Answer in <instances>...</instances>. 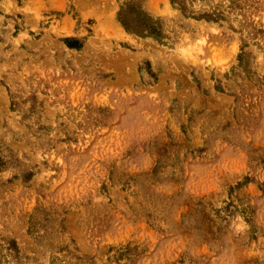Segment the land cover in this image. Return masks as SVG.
Segmentation results:
<instances>
[{"label":"rangeland","instance_id":"rangeland-1","mask_svg":"<svg viewBox=\"0 0 264 264\" xmlns=\"http://www.w3.org/2000/svg\"><path fill=\"white\" fill-rule=\"evenodd\" d=\"M0 264H264V0H0Z\"/></svg>","mask_w":264,"mask_h":264}]
</instances>
